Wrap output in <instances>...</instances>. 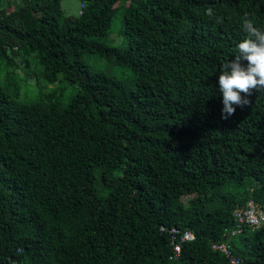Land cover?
I'll use <instances>...</instances> for the list:
<instances>
[{"label": "trees", "instance_id": "trees-1", "mask_svg": "<svg viewBox=\"0 0 264 264\" xmlns=\"http://www.w3.org/2000/svg\"><path fill=\"white\" fill-rule=\"evenodd\" d=\"M61 1L0 0L5 80L23 67L75 85L63 103L0 84V264H228L210 244L264 203V92L223 119L218 80L241 18L264 29V0H80L77 15ZM114 17L123 46L106 41ZM161 226L194 235L173 260ZM230 244L264 264V227Z\"/></svg>", "mask_w": 264, "mask_h": 264}, {"label": "clouds", "instance_id": "clouds-1", "mask_svg": "<svg viewBox=\"0 0 264 264\" xmlns=\"http://www.w3.org/2000/svg\"><path fill=\"white\" fill-rule=\"evenodd\" d=\"M206 15L214 17L213 9L208 8ZM216 22L223 23V19ZM241 30L245 37L237 45L235 59L221 65L218 84L223 94V119L234 115L237 107L250 105L254 92H264V29L255 26L246 13L241 18Z\"/></svg>", "mask_w": 264, "mask_h": 264}, {"label": "rangeland", "instance_id": "rangeland-1", "mask_svg": "<svg viewBox=\"0 0 264 264\" xmlns=\"http://www.w3.org/2000/svg\"><path fill=\"white\" fill-rule=\"evenodd\" d=\"M61 7L65 14L77 15L80 10V0H62ZM13 8V7H11ZM9 7V9H11ZM122 23L118 17L113 18L111 34L107 37L106 41L110 44L123 46L125 44L123 33H122ZM84 59L95 67L106 69L108 66L105 58L98 56L94 53L85 52L83 53ZM110 71L117 75L118 77L124 76L128 73L125 69L117 67H110ZM17 72L20 75V79H6L4 73L0 72V84L7 91H16L18 88L19 96L26 98V100H32L36 98L39 91L48 92L55 91V95L63 103L67 101L69 96L75 91V85L67 82L64 79H59L55 83L43 85V82L37 84V76H30L24 79V69L23 67H18ZM189 198H184V201H188Z\"/></svg>", "mask_w": 264, "mask_h": 264}, {"label": "built area", "instance_id": "built-area-1", "mask_svg": "<svg viewBox=\"0 0 264 264\" xmlns=\"http://www.w3.org/2000/svg\"><path fill=\"white\" fill-rule=\"evenodd\" d=\"M81 8L83 3L80 4ZM81 12V11H79ZM233 226L226 227L223 231V238L218 242H212L211 248L222 253L228 260V264H239V258L232 251L230 241L233 237L240 234L245 227L256 229L264 227V203L256 204L249 200L245 205L236 207L233 210ZM160 231H168L170 235V244L172 246V255L169 260L176 258L180 252L181 243L191 241L194 235L190 231H180L177 228H168L161 226ZM169 264V263H166Z\"/></svg>", "mask_w": 264, "mask_h": 264}]
</instances>
